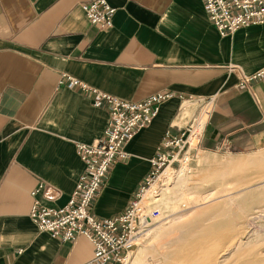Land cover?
<instances>
[{
  "label": "crops",
  "instance_id": "1",
  "mask_svg": "<svg viewBox=\"0 0 264 264\" xmlns=\"http://www.w3.org/2000/svg\"><path fill=\"white\" fill-rule=\"evenodd\" d=\"M89 1L0 0V264H85L93 255L86 238L62 242L29 217L34 201L67 204L85 171L76 144L102 138L109 123L91 93L59 85L63 74L128 102L169 95L126 145L128 158L113 163L96 218L125 211L162 143L186 134L193 117L183 110L196 104L195 114L197 99L215 97L198 150L264 149V78L239 85L264 66V24L222 37L202 0H107L112 26L100 29L81 8Z\"/></svg>",
  "mask_w": 264,
  "mask_h": 264
},
{
  "label": "built area",
  "instance_id": "2",
  "mask_svg": "<svg viewBox=\"0 0 264 264\" xmlns=\"http://www.w3.org/2000/svg\"><path fill=\"white\" fill-rule=\"evenodd\" d=\"M202 2L209 21L222 37L231 35L240 28L264 23V0ZM81 8L93 26L100 29L111 28L114 9L107 0H90L82 3ZM235 69L239 70L237 67L229 68ZM263 78L264 66L250 75H241L239 85L246 86ZM62 84L91 93L93 107H105L109 113V123L102 138L89 144H76L77 155L84 164L85 171L67 204L61 208H49L34 201L29 217L41 232L62 242H71L77 236L86 238L93 246V255L85 264H122L129 249L133 248V240L144 232L146 226L143 222H149V217L141 214L139 207L142 195L166 167L178 162L191 149V139L199 141L206 121L213 113L215 97L195 101L196 113L186 126V134L162 143L161 150L151 159L152 171L148 179L128 203L125 211L112 218L99 219L92 214L91 208L113 163L128 158L126 145L151 123L160 104L169 95L155 94L141 102H128L92 88L67 74H63L59 81V85ZM37 192L35 190L31 195L34 197ZM152 214L157 215L156 212Z\"/></svg>",
  "mask_w": 264,
  "mask_h": 264
},
{
  "label": "rangeland",
  "instance_id": "3",
  "mask_svg": "<svg viewBox=\"0 0 264 264\" xmlns=\"http://www.w3.org/2000/svg\"><path fill=\"white\" fill-rule=\"evenodd\" d=\"M195 107L196 104L183 110L187 119L194 117ZM193 146L191 150H195L196 141ZM184 158L175 167V163L170 166L169 180L161 183L158 177L146 189L140 209L149 222H143L146 228L135 239L123 264H134L140 256L156 252L163 245L174 247L168 244L173 233L165 234L166 226L181 215L180 222L185 223L202 210L208 214V220L201 225L219 224L222 228L215 232L214 245L221 246L215 252L213 264L221 260L225 264H243L248 258L234 263L240 255L230 253L240 240L246 245L254 244L256 254H260L264 250V149L243 156L197 149ZM153 212L158 216L154 217Z\"/></svg>",
  "mask_w": 264,
  "mask_h": 264
},
{
  "label": "bare ground",
  "instance_id": "4",
  "mask_svg": "<svg viewBox=\"0 0 264 264\" xmlns=\"http://www.w3.org/2000/svg\"><path fill=\"white\" fill-rule=\"evenodd\" d=\"M195 141H196L195 149H198V141L196 139L190 140L191 142L190 147L193 146V143H195ZM185 155H188V154H185ZM170 166H172V164L166 167L164 171L162 172V174L159 176L158 179L161 180V183L169 180L168 178L171 172V170L169 169ZM144 194L142 195L141 199L143 198ZM140 202L141 200L139 201V207H140ZM230 203H231V200H230ZM204 211L205 210H202L201 212H196L195 215L193 216L191 215L192 217L190 216V219H188V221L185 223H181L183 221L180 222L181 218H183V215H181L180 217L174 218L173 220L171 219L172 220L171 222L173 221L174 222L172 223L171 226H166L168 227V229L165 231V234L171 235L170 233H173V237L171 240H169L168 244L172 243L174 247H171V246L166 247L163 245V247L158 251L156 250V252L151 251L142 257L140 256V258L137 259L134 264H213L215 252L217 251V248L221 246L220 244L214 245V241L216 239L215 232L219 231L222 228L220 227L219 224L218 225L208 224L205 226L201 225V223L208 220L206 219L208 214L206 213V211L205 212ZM157 216H158V213L154 217H157ZM162 230H165V229L163 228ZM165 234L161 236L165 237ZM212 235H214L215 238ZM134 241L135 239L133 240V243ZM231 251L232 252L230 253L232 254L234 253V254L240 255L237 258H235L236 261H234V263L243 262L242 260L244 258H248L245 260V262H243V264H264V250H261V252L259 251L260 254L259 253L256 254L254 244L246 245L240 240L237 244L232 246ZM251 256H253V258H250ZM124 260L122 264L124 263ZM217 264H225V262L224 260H221Z\"/></svg>",
  "mask_w": 264,
  "mask_h": 264
}]
</instances>
